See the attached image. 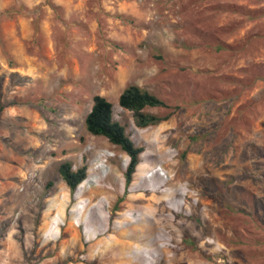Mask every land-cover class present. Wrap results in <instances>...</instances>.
I'll return each instance as SVG.
<instances>
[{"label":"rangeland","instance_id":"374dc122","mask_svg":"<svg viewBox=\"0 0 264 264\" xmlns=\"http://www.w3.org/2000/svg\"><path fill=\"white\" fill-rule=\"evenodd\" d=\"M129 85L170 117L137 127ZM96 95L142 150L128 186ZM156 215L158 247L106 248ZM0 264H264V0H0Z\"/></svg>","mask_w":264,"mask_h":264},{"label":"trees","instance_id":"16d2710c","mask_svg":"<svg viewBox=\"0 0 264 264\" xmlns=\"http://www.w3.org/2000/svg\"><path fill=\"white\" fill-rule=\"evenodd\" d=\"M9 13H16V11ZM118 105L132 113L134 123L139 128L158 125L171 115L158 117L145 113L144 110L147 108H166L167 105L156 96L135 85H129L122 91L118 97ZM112 108V104L107 99L100 95L94 96L91 109L85 118V128L89 134L104 137L111 145L118 147L127 155L129 161L124 171V180L125 185L128 186L139 166L142 150L134 145L124 127L113 119ZM58 172L71 193L87 178L84 167L73 171L69 163H62Z\"/></svg>","mask_w":264,"mask_h":264},{"label":"bare ground","instance_id":"6f19581e","mask_svg":"<svg viewBox=\"0 0 264 264\" xmlns=\"http://www.w3.org/2000/svg\"><path fill=\"white\" fill-rule=\"evenodd\" d=\"M110 181H113V182L115 181L116 183H118L119 179L117 177H114V176L112 177L110 175ZM91 182H92V180H89V178L86 179L82 187L87 188V185ZM112 189L113 188H111V189L108 188V189L103 190V191H102V189L98 190L95 192V195H105V198L110 201L112 194L114 193V191H112ZM162 211H164V210H162L160 208L161 213H162ZM97 218L99 220V223H103L104 218L102 217V215L98 216ZM165 221H167V220L164 218H158V216L156 215L154 220L151 221L152 222L151 225H149L148 227H146V226H144V227L135 226L134 228H135L136 232L131 233L130 235L129 234L126 235L127 231H125V230L115 231L114 233L116 234V236L110 237L111 240H110V242L106 248H113V249L117 248V245L119 246V243L121 240L124 241V243L127 246H129V248L132 247V245H134V246L135 245H138V246L149 245V247L157 245V247H158L160 241L157 239L156 235H157L159 229L165 223ZM126 245H124V246H126Z\"/></svg>","mask_w":264,"mask_h":264}]
</instances>
